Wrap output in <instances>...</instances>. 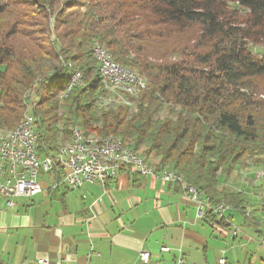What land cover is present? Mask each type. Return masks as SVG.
Wrapping results in <instances>:
<instances>
[{
  "label": "trees",
  "instance_id": "trees-1",
  "mask_svg": "<svg viewBox=\"0 0 264 264\" xmlns=\"http://www.w3.org/2000/svg\"><path fill=\"white\" fill-rule=\"evenodd\" d=\"M192 27L191 52L164 46ZM248 40L264 48V0H0V128L19 122L31 91L39 155L74 127L112 135L181 174L210 208L226 203L244 216L243 194L221 183L242 159L264 164V50ZM93 42L146 79L134 114L97 103ZM76 72L82 84L58 98ZM210 208L211 225L229 226Z\"/></svg>",
  "mask_w": 264,
  "mask_h": 264
},
{
  "label": "crops",
  "instance_id": "crops-1",
  "mask_svg": "<svg viewBox=\"0 0 264 264\" xmlns=\"http://www.w3.org/2000/svg\"><path fill=\"white\" fill-rule=\"evenodd\" d=\"M44 181L43 187L39 181L41 191L31 198L12 197V206L0 197V264H39L40 257H46L47 264H178L179 258L182 260L179 264H218L222 250L227 264L264 263V248L257 242L258 224L252 225L246 219L245 224L257 233L255 239L250 240L248 236L253 233L248 232L232 238L233 243H227V247L224 243L223 247V244L209 246L207 241L203 244L195 238L197 235L195 239L190 235L186 238V230L174 224L180 219L177 214L183 206L193 208L198 216L196 204L177 186L158 177L132 175L123 170L103 183H86L79 189L62 184L53 188L52 182ZM223 185L247 189L244 207L252 209L257 222L264 218V207L258 197L261 193L251 187L256 184L250 177L230 178ZM154 188L157 197L152 205ZM259 189L264 191V185ZM140 208L143 210L139 211ZM232 212L225 216L229 218V226L234 223ZM152 213L155 219L147 224L151 231L137 234L132 229L135 219ZM206 222L213 231L226 234L223 226L214 227ZM161 246L169 251H160ZM144 250L150 253L145 263L139 257Z\"/></svg>",
  "mask_w": 264,
  "mask_h": 264
},
{
  "label": "built area",
  "instance_id": "built-area-1",
  "mask_svg": "<svg viewBox=\"0 0 264 264\" xmlns=\"http://www.w3.org/2000/svg\"><path fill=\"white\" fill-rule=\"evenodd\" d=\"M97 54H103L100 46H97ZM109 71L106 72V77L115 79L119 82L120 79H127L129 82L137 86L141 82L139 76H133L129 73H122L119 70V65L115 62H107ZM77 79L75 74L71 77L70 84L76 86ZM102 107V106H101ZM76 137V135H75ZM62 171V184L71 189H79L86 183L104 182L108 178H113L124 168H130L133 171L141 174H155V168L141 167V159H132L130 153L127 155H112L111 147H103L97 150V153H82L78 148L77 138L76 144L71 149H57L52 155L41 156L37 151V140L34 132V119L30 115L27 124L20 129L19 132L9 139L0 140V196L8 199L16 196L32 197L40 192V184L38 178L40 174L47 173L53 170ZM259 174L260 173H250ZM159 178L164 182L178 183L174 177V171L161 169ZM57 184L54 183L53 187ZM184 188V187H183ZM184 196L191 202L196 204L198 217L204 215V211L210 208L207 203L198 198V194L194 190L184 188ZM262 200L264 207V196H258ZM8 205H12L10 201ZM213 215L218 218H225L228 212L227 207L215 205L210 208ZM247 216V213H245ZM264 222V218L260 220ZM238 228L230 229V235L236 238ZM258 244L264 248V230L258 227ZM160 251L168 252L169 248L161 246ZM218 258V264H227L226 258L223 255ZM139 257L143 262H148L150 253L148 251H140ZM39 264H47L46 257L37 259ZM182 260L177 259V263ZM56 264V263H55ZM264 264V263H263Z\"/></svg>",
  "mask_w": 264,
  "mask_h": 264
},
{
  "label": "rangeland",
  "instance_id": "rangeland-1",
  "mask_svg": "<svg viewBox=\"0 0 264 264\" xmlns=\"http://www.w3.org/2000/svg\"><path fill=\"white\" fill-rule=\"evenodd\" d=\"M237 16H238V18H239V20H241L244 16H245V12H244V10H242V9H240V8H237ZM50 23L53 21V17H50ZM54 35L52 34V37H53ZM197 36V33H195V31H194V27H192V28H190V29H188V30H186V31H184V33L183 34H181V35H173L172 37H171V40L169 39V41L167 42V43H165L164 44V46H171V45H175L176 46V48H177V45L179 46V50H183V48H184V50L186 51V52H191L192 51V49H193V47H192V44H193V41L191 40L192 38H194V37H196ZM96 42V41H95ZM248 42V46H249V48L250 49H252V51L254 52V53H259V52H262L263 50H264V48L261 46V43H259V41H256V40H254V41H251V40H248L247 41ZM98 43V42H97ZM93 44H94V42H93ZM93 44H92V53H93ZM100 44V43H99ZM177 44V45H176ZM101 45V44H100ZM102 47H104V46H102ZM105 48V47H104ZM106 49V48H105ZM107 50V49H106ZM108 51V50H107ZM109 52V51H108ZM110 53V52H109ZM111 55V54H110ZM94 56V55H93ZM112 57V56H111ZM95 58V57H94ZM96 59V58H95ZM114 61V60H113ZM97 62V61H96ZM117 63V62H116ZM119 64V63H118ZM120 65V64H119ZM122 66V65H121ZM124 67V66H123ZM127 68V67H126ZM129 68V67H128ZM132 69V68H131ZM134 70V69H133ZM136 71V70H135ZM80 72V71H79ZM137 72V71H136ZM139 73V72H138ZM140 74V73H139ZM143 76V75H142ZM144 77V76H143ZM144 81H146V79L144 80ZM81 82H82V78H81ZM82 84V83H81ZM80 84V85H81ZM147 85V84H146ZM78 86V85H77ZM260 86H261V88L262 89H264V82H262V83H260ZM67 88V87H66ZM66 88L63 90V91H65L66 90ZM73 88V87H72ZM71 88V89H72ZM146 88V87H145ZM144 88V89H145ZM70 89V90H71ZM143 89V90H144ZM62 91V92H63ZM142 91V90H141ZM61 92V93H62ZM69 92V91H68ZM60 93V94H61ZM60 94H59V96H58V98H60ZM68 94V93H67ZM140 94V93H139ZM27 96H28V104H27V108H26V110H25V112L23 113V115H22V117H21V119L19 120V122L23 119V116L25 115V114H30L32 117H33V119H34V132H35V117H34V115L32 114V105H33V95H32V93H31V91L30 92H28L27 93ZM67 96V95H66ZM66 96H64V97H66ZM139 96V95H138ZM64 97H62V98H64ZM258 97L259 98H263L264 99V94H258ZM62 98H60V99H62ZM137 99H138V97H137ZM136 104H137V101H136ZM136 104H135V108L134 107H131V108H126V110H127V112H128V115L130 116V115H132V114H134V112H135V110H136ZM116 108V107H115ZM114 108V109H115ZM119 108H123L124 109V107L123 106H119ZM107 111V110H106ZM18 122V123H19ZM17 123V124H18ZM16 124V125H17ZM16 125L14 126V127H16ZM14 127H11L12 129L14 128ZM11 128H0L1 130H3V129H5V130H10ZM91 133H96L95 131H90ZM97 134V133H96ZM35 135H36V132H35ZM102 136H112V135H102ZM112 137H115V136H112ZM116 138H118V137H116ZM120 140H122L121 138H119ZM69 141V140H68ZM124 143H127L128 145H130V146H132L129 142H127V141H124V140H122ZM67 142V141H66ZM66 142H62V144H65ZM133 147V146H132ZM133 149L135 150V148L133 147ZM144 150H145V148L144 147H141V148H139L138 150H135L136 152H138V153H140L141 155H144L145 157H146V159H147V161H148V163L152 166V167H154L155 168V174L154 175H152V174H141L140 172H137V171H133V170H131L130 168H124L123 170H125V171H128V172H130V174H132V175H134V174H138V175H140V176H154V177H158L159 178V173L161 172V169H170V167H168V166H166V167H160L159 165H158V163H159V159H157V158H155L153 155H146V154H144ZM260 165H262V164H256V162L254 163V162H252V161H250V160H247V159H242L240 162H239V164L234 168V170L232 171V173L230 174V178H234V177H238V176H242V177H244V178H247V177H245L244 175H242V171L243 172H246V171H251V170H254L256 167H259ZM246 169H248V170H246ZM250 169V170H249ZM123 170H121V171H123ZM170 170H172V169H170ZM172 171H174V170H172ZM175 172V171H174ZM176 173V172H175ZM178 174V173H177ZM181 175V174H180ZM43 176V179L41 178V179H39L40 177H42ZM183 177V176H182ZM39 178H38V182L41 180V185H42V187L44 186V184H45V179H48L50 182H52V187H53V184L54 183H56L57 185L55 186V187H53V188H56L59 184H62V182H61V180L63 179V176H62V174H61V179L60 180H58V181H56L55 179H56V177H55V175H53L52 173H51V171L50 172H47V173H43V174H40L39 175ZM45 178V179H44ZM229 178V179H230ZM160 179V178H159ZM183 180H184V178H183ZM163 181V180H162ZM105 182V181H104ZM164 182V181H163ZM250 182V181H249ZM103 183V182H102ZM165 183H168V182H165ZM224 183V182H223ZM223 183H221V186H225V185H223ZM225 183H227V182H225ZM40 184V183H39ZM89 184V183H88ZM90 184H93V183H90ZM169 184H173V183H169ZM249 184H252V182H250ZM248 184V185H249ZM264 184V183H263ZM62 185H64V184H62ZM174 186H178V187H180L181 189V191H182V193L184 194V188H183V186L181 185V184H179V183H174L173 184ZM66 186V185H65ZM257 186V187H256ZM256 186H254V185H252L251 187H255L257 190H259L260 191V195L259 196H264V191H261L259 188H261V185L259 186V188H258V185H256ZM66 187H68V186H66ZM40 188H41V186H40ZM68 188H70V187H68ZM230 190H233V191H236V192H239L240 191V193H242L243 194V196H246V195H248V193L247 192H245V191H248L247 189H245V188H231V187H228ZM154 190H155V194H154V196H152L150 199H151V204L153 205L154 204V198H156L157 197V193H156V189L154 188ZM238 190V191H237ZM242 190V191H241ZM41 191V190H40ZM200 192V191H199ZM201 193V192H200ZM37 194V193H36ZM263 194V195H262ZM201 195H202V198H203V200L207 203V201H206V199L204 198V196H203V194L201 193ZM1 197V196H0ZM16 197H20V196H16ZM21 197H23V196H21ZM3 198V197H2ZM26 198H31V197H26ZM5 199V198H4ZM6 200V202H8V201H10L11 202V198H8V199H5ZM15 201L16 202H18V201H20L19 199H15ZM12 203V202H11ZM224 204H226V203H224ZM12 205H13V203H12ZM12 205H10V206H12ZM213 207V206H212ZM232 208V207H231ZM6 211H7V209L8 208H4ZM246 207H244V216L249 220V222L252 224V225H256V224H258V227L260 226V228H261V230H263V227H264V222H262V223H260V221L258 220V222L256 221V219L254 218V216H253V213H252V210H251V213L249 214V211H250V209H246ZM143 210V208H140V210L139 211H142ZM211 210V209H210ZM231 210H233V209H231ZM4 211V210H3ZM119 212V211H118ZM245 212L246 213H248L247 215L248 216H246V214H245ZM233 213V217H234V223L232 224V226H229V227H224L223 229H225L226 230V234L225 235H222L221 233H219L218 231H216V230H212L211 229V227H210V225L206 222V221H208V220H206L205 219V215H203L201 218H199L197 215H196V210L194 211V213H193V208H191V207H189V206H183V207H181V209H180V211L178 212V214H177V216L178 217H180V219L178 220V222L177 223H175L174 224V226H178V227H181L183 230H186V238L188 237L189 238V235L190 236H193V239H195V238H197V240H200V241H203V244L205 243V241H207V244L210 246V245H219V244H221V246H222V244H223V247H224V243H225V247H227V243L229 244V243H233V240L234 239H232L233 237H232V235H230L229 236V234H230V229L231 228H234V227H236V228H238V235H237V237L236 238H239V237H242L244 234H246V233H248V232H252L253 234L251 235V236H248L249 238H250V240H252V239H255V236L257 237V233L255 232V230L252 228V227H250V226H247L246 224H245V219H244V216L242 215V214H240L239 212H236V211H234V212H232ZM226 215V214H225ZM250 215V216H249ZM217 217V216H216ZM149 218V219H148ZM153 218L155 219V214L154 213H152V214H143L142 216H140V217H138L137 219H135V221H134V226H132V229L137 233V234H141V235H146V234H148L151 230H148V228H147V224H149V223H151V222H153L152 220H153ZM218 218V217H217ZM219 219V218H218ZM204 220H206V221H204ZM131 221V220H130ZM253 222V223H252ZM6 227H9L10 226V223L7 221L6 222ZM129 225H131V224H129ZM217 224L215 223L214 224V227L216 226ZM178 232H179V230L178 229H176ZM258 231V230H257ZM195 235H197V236H199V237H196ZM194 236H195V238H194ZM227 236V237H226ZM223 239H222V238ZM225 237V238H224ZM202 240H201V239ZM257 242H258V239H257ZM202 243V242H201ZM13 244H14V242H13ZM259 245V244H258ZM259 247H261L260 245H259ZM261 248H263V247H261ZM200 249V248H199ZM199 252H202L201 251V249L199 250ZM208 256V255H207ZM210 256V255H209ZM209 256H208V260H209ZM215 259H216V257H217V255H216V253L214 254V256H213ZM49 262V261H48ZM145 263V262H144ZM56 264H59V263H56ZM146 264V263H145Z\"/></svg>",
  "mask_w": 264,
  "mask_h": 264
},
{
  "label": "bare ground",
  "instance_id": "bare-ground-1",
  "mask_svg": "<svg viewBox=\"0 0 264 264\" xmlns=\"http://www.w3.org/2000/svg\"><path fill=\"white\" fill-rule=\"evenodd\" d=\"M97 46H100L101 51L103 53V54H99V56L97 54ZM93 53L97 60V66H98L99 74H100L101 81H102V88H103L101 95L97 99V103L100 106H102L103 109H112L118 106H123L126 108L134 107L140 90L144 89L146 86L143 76L140 75L135 70L123 67L115 62V64L119 65V70L122 73H129V74H132L133 76H139L141 78V82H139L137 86H134V83L129 82L127 79H120L119 82L115 81V79H109L106 77V72L109 71V64L103 61L114 62L110 53L104 47H102V45H100L99 43H94ZM74 74H75V78L77 79L76 85H80L82 83L80 73L76 72ZM73 86L74 85L70 84L69 82L68 87L60 95V97L66 96L68 91H70V89ZM28 118L29 116L25 114L23 116V119L13 129L12 128L10 130L0 129V140L9 139L10 137L16 135L19 132V130L23 129V127L27 124ZM76 138H77L78 148L82 151V153H97V150L103 149V147H111L112 155H127L130 153V157L132 159H141V167L153 168L148 163L144 155H141L140 153L136 152L131 146H129L127 143H123L119 138L112 137V136H101V135H98L96 133H91V132L86 133L78 127L72 128L70 140L67 141L65 144H60L61 146L59 145L58 149L67 150V149L73 148V146H75L76 144ZM250 173H260V175L250 174ZM242 174L245 177H250L251 180L256 185L258 186L264 185L263 184L264 183V164L260 165L259 167H256L254 170H251V171H246V172L242 171ZM174 177L177 178V181L179 184L183 183V177L181 175H178L174 172ZM184 187L189 190H194V193L198 194V198L203 199L201 193L195 187L191 185L187 187L184 186ZM218 205L222 207H227L228 212L231 210L228 204L220 203ZM251 210L249 211V214L251 213ZM263 230H264V227H263Z\"/></svg>",
  "mask_w": 264,
  "mask_h": 264
}]
</instances>
